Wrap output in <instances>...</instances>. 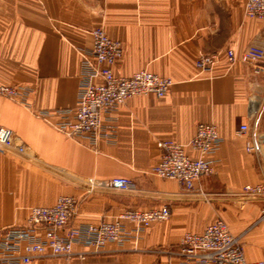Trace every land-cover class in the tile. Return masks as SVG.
Wrapping results in <instances>:
<instances>
[{
	"label": "crops",
	"instance_id": "obj_1",
	"mask_svg": "<svg viewBox=\"0 0 264 264\" xmlns=\"http://www.w3.org/2000/svg\"><path fill=\"white\" fill-rule=\"evenodd\" d=\"M245 0H0V85L27 89L21 99L0 94V125L11 128L26 152H0V231L25 223L32 206H52L59 196L79 199L69 225L113 221L130 208L167 204L171 215L138 238L109 242L102 251L75 244L70 256H39L28 264H184L178 254L185 232L201 233L222 219L241 237L249 262L264 260V195L243 192L264 183V64L230 63L225 51L264 46V19L247 17ZM102 26L123 42L113 65L119 76L148 70L171 78L166 96L135 95L104 114L113 140L95 148L68 137L35 110L75 108L90 31ZM200 54H219L213 72L196 66ZM214 123L223 138L211 155L215 172L186 190L150 172L160 160L158 142H189L197 124ZM242 123L248 132L238 133ZM258 140L248 152L246 140ZM124 176V191L89 179ZM128 227H133L126 222ZM43 234V230L38 231Z\"/></svg>",
	"mask_w": 264,
	"mask_h": 264
},
{
	"label": "built area",
	"instance_id": "obj_2",
	"mask_svg": "<svg viewBox=\"0 0 264 264\" xmlns=\"http://www.w3.org/2000/svg\"><path fill=\"white\" fill-rule=\"evenodd\" d=\"M244 13L247 17L264 19V0H245ZM90 34L91 47L80 49L82 62L76 107L37 109L35 114L49 122L50 115L59 114L61 120L51 122L56 129L95 148L101 139L108 142L114 139L112 126L104 124L105 113H113L135 95L163 98L172 80L148 70H139L130 76L116 75L112 67L123 56V42L109 37L102 26L92 29ZM225 54L230 63L264 64V46L259 43L250 44L241 53L227 49ZM219 59V54H200L196 66L202 72L212 73ZM26 93L27 89L20 86L0 85V94L9 98L21 99ZM248 130V124L242 123L238 133ZM222 142L216 124L200 122L189 142L197 155H189L183 144L172 139L161 140L158 142L162 150L160 160L151 166L150 172L161 178H173L186 190H194L200 178L215 172L211 155L220 149ZM245 148L248 152H256L258 140L249 137ZM11 149L26 152L27 146L11 128L0 125V152L7 153ZM97 185L124 191L135 188L133 180L124 176L103 180L90 178L87 193L93 192ZM243 192L262 196L264 183L247 184ZM78 205L76 196L62 195L52 206H32L24 224L0 231V264H28L39 256H70L75 244L100 252L109 242L123 244L138 238L146 228L171 215L167 204L148 209L130 208L113 221L75 227L69 225V221ZM126 222L133 227H128ZM41 229L43 234L38 232ZM178 254L184 264H264V260L249 262L245 258L241 237L233 234L222 219L207 225L201 233L185 232L180 238Z\"/></svg>",
	"mask_w": 264,
	"mask_h": 264
},
{
	"label": "rangeland",
	"instance_id": "obj_3",
	"mask_svg": "<svg viewBox=\"0 0 264 264\" xmlns=\"http://www.w3.org/2000/svg\"><path fill=\"white\" fill-rule=\"evenodd\" d=\"M86 193H87V191H86Z\"/></svg>",
	"mask_w": 264,
	"mask_h": 264
}]
</instances>
